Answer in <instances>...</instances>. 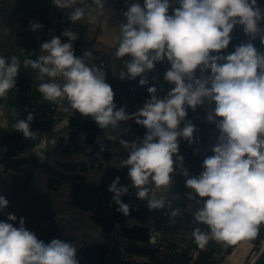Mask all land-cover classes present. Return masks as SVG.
I'll use <instances>...</instances> for the list:
<instances>
[{
    "label": "clouds",
    "instance_id": "1",
    "mask_svg": "<svg viewBox=\"0 0 264 264\" xmlns=\"http://www.w3.org/2000/svg\"><path fill=\"white\" fill-rule=\"evenodd\" d=\"M177 2L179 7L172 15L168 14L169 0H144L143 6L132 3L124 13L126 22L120 24L115 55L118 59L129 56L131 60L125 64L127 71H121L120 79L141 77L166 58L171 67L164 78L175 85L163 99L157 98L156 87H149L151 99L136 113L117 110L104 72L85 62L93 53L86 51L83 58L75 56L71 42L78 37L70 30L62 32L69 42L62 43L58 36L43 42V54L36 59L26 58L24 65L38 70L41 80L45 76L51 79L37 89L45 100L66 98L72 109L91 117L101 129H117L119 122L134 119L148 130L139 145L123 139L120 144L129 149L122 167H127L132 186L138 189L137 198H147L150 209L164 207L165 199L156 198L154 193L150 196L147 186L169 189L173 157L179 150L178 137L192 143L195 127L191 123L177 130L187 115L185 106L195 110L205 98L214 102V112L207 119L213 122L219 118V142L213 148L214 155L204 160L200 176L186 180V187L192 190L188 198L198 197L196 203L202 204L194 220L209 231L196 227L192 235L200 248L206 246L210 237L230 245L253 240L264 224V54L258 53L252 43L237 46L226 57L210 54L228 48L230 33L237 24L255 39L261 33L258 23L264 20V9L257 0ZM74 3L75 0H54L58 8H71ZM94 3L103 9V0ZM84 16V9L77 7L68 19L76 23ZM29 26L32 31L43 28V24L34 21H29ZM261 43L264 44V36ZM19 68L16 57L6 61L0 56V98L14 88ZM198 68L210 69L211 75L194 80ZM57 77L66 82H55ZM147 82L143 78L139 81L141 86ZM33 119L29 113L26 119L16 122L15 128L24 138L36 140L39 134L30 129ZM178 159L183 161V157ZM183 175L188 177L186 169ZM108 191L113 194L117 211L129 215L130 205L122 200L128 187L121 185L118 176ZM7 206V199L0 196V210ZM179 214V209L171 213L173 217ZM16 220L14 214H8L7 221ZM13 223L0 221V264H79L77 249L71 243L53 239L45 244L25 228L24 218H20L18 228Z\"/></svg>",
    "mask_w": 264,
    "mask_h": 264
},
{
    "label": "crops",
    "instance_id": "2",
    "mask_svg": "<svg viewBox=\"0 0 264 264\" xmlns=\"http://www.w3.org/2000/svg\"><path fill=\"white\" fill-rule=\"evenodd\" d=\"M91 1L75 0L71 8H62V13L56 15L58 7L54 4V0H17L11 14L0 26V56L6 61L16 57L20 64L18 73L28 76L31 80L30 91L25 96H22L14 86L6 97L0 98V196H4L8 201L7 208L0 210V221L13 223L7 221V216L14 214L17 217L13 223L14 227L18 228L20 218H24L25 228L45 244L53 239L71 243L77 249L76 258L79 264H100L101 260L109 264L112 258L113 235L124 228L131 229L136 226L148 228L150 223L158 218V213L155 211L149 213L144 223L128 216L106 232L102 225L91 218V212L73 205L71 184L66 177L75 173L82 176L85 183L97 186L107 167L116 169L122 167V161L128 158L129 149L120 144L122 138L116 141L110 139L112 136L110 128H104L93 142L88 143L86 135L81 133L78 149H75V146L69 144L72 132L69 120L75 117L76 111L71 108L66 98L56 101L45 100L37 89L41 83L52 82L51 79L45 76L44 80H41L38 70L24 65L26 58L36 59L43 54L40 48L43 42H48L53 37H60L61 26H64L62 19H68L69 13L75 8H83L85 16L73 23L79 28L77 41L83 47L79 50L73 49L76 53L74 54L83 58L84 52L91 51L92 58H86L85 62L92 68L99 60H108V68L106 66V70H103L104 74L106 73L105 78L110 82L109 85L117 97L125 95L127 90L125 93H117L114 87L125 84L128 88L130 85V78L121 80L120 73L127 71L125 64L130 62L131 57L118 59L115 53L119 47L120 24L126 22L124 13L129 5H118L113 0H103L104 7L100 9ZM29 21L39 22L43 24V28L32 31ZM235 30L236 26L230 33L231 39L235 36ZM210 75V69L202 71L198 68L194 73L197 79H207ZM153 86L157 91L161 89L157 83L149 85V87ZM40 99L45 103L39 104ZM214 104L210 99L205 98L203 104L198 105L195 110L185 106L187 115L179 124L182 126L184 123H194L204 126L207 130L218 131V135L215 132L210 133L215 139L211 149L204 139L192 140V143H189L183 137H178V142L189 143L198 157L204 160L214 155L213 148L220 137L217 128L219 118H215L213 122L207 119V112ZM29 113L34 117L30 129L39 134L36 140L24 138L15 128L16 122L26 119ZM127 142H135L138 145L135 139ZM17 159H24L26 163L19 168L5 167L8 162ZM92 161L94 164L91 165ZM36 162L46 163L53 173L48 174L38 168L35 166ZM49 179L52 180L51 183ZM174 182L175 178L171 177L169 189H157V194L163 196L174 194ZM150 185L152 187V184ZM137 191L136 188V195ZM200 207L202 204L189 202L188 217L181 224L184 225L182 228L186 225L190 228L169 231L165 237L164 248L155 253L152 264L193 263L199 250L203 248L197 245L192 233L196 227L202 231H209L206 225L198 224L194 220L195 213ZM178 225L173 227L174 230ZM190 241L192 245L185 253L184 247L188 246ZM103 245L106 246L103 258H100L96 251L91 257L78 253L84 247L96 248ZM136 245L142 250H148V245L144 241L136 240ZM222 245L224 249L228 246L227 243ZM164 252L169 253L166 255ZM163 255L166 256L162 257ZM215 255L220 257V254H214L213 259ZM115 264L121 262L117 261Z\"/></svg>",
    "mask_w": 264,
    "mask_h": 264
},
{
    "label": "trees",
    "instance_id": "3",
    "mask_svg": "<svg viewBox=\"0 0 264 264\" xmlns=\"http://www.w3.org/2000/svg\"><path fill=\"white\" fill-rule=\"evenodd\" d=\"M118 5H131L132 3H139L141 6L144 4V0H113ZM91 2L94 3V0ZM177 6H179L177 0L175 2ZM257 4L261 9H264V0H257ZM261 23H264V20L258 23V27ZM248 36L245 34L244 28L242 25L237 24L235 30V36L230 40L229 46L227 49L222 50L220 53H211L213 56H222L226 57L227 55L234 52L237 46L241 44L238 43L239 37ZM261 36H264V31H261L259 35L256 36V39L261 40ZM75 53V52H74ZM76 54V53H75ZM224 61L221 60L220 63ZM165 63L170 68L171 65L165 58L161 62H156V64ZM108 68V60L105 59V68ZM105 72V71H104ZM106 74V73H105ZM15 87L18 88L20 94L25 96L27 92L30 91L31 80L28 76L18 73L16 77ZM25 99V98H24ZM114 104L116 105L117 110L122 108L121 96L114 98ZM72 132L69 137V144L75 146V149H78L77 145L79 142V136L81 133L86 135V142H93L95 137L102 133L103 129H101L95 121L91 117H86L76 112L75 117H72L69 120ZM69 153L67 150H65ZM26 161L24 159H17L8 162L5 167L11 168H19L22 164H25ZM94 164V161L91 162V165ZM35 166L38 168L45 170L48 174H52L53 170H51L46 163L36 162ZM204 170L196 171L192 175H188V177L181 176L175 178L174 182V195L179 197L183 203L190 202L196 203V199L198 197L189 199L188 194L192 191L186 187V180L192 177H199L200 174ZM128 169L127 167H121L120 169L107 167L104 170V174L102 180L99 185H90L85 183V180L82 176L78 174H73L71 176H67L66 179L71 184V198L74 206L81 208L85 211H89L92 213L91 218L102 225L103 230L109 232L116 223L123 222L124 219L122 214L116 211L118 207L112 199L113 194L108 191L109 185L112 181L118 176L120 178V183L122 186L128 187V192L122 196V200L127 203H132V208L130 209V214L128 216L135 217L139 222H145L149 216L148 209V199L145 198L143 200L138 199L135 194L136 188L132 186V182L128 177ZM52 180L49 179L51 183ZM147 187L151 189V185L149 184ZM150 195V194H149ZM195 196V194L193 193ZM125 236L131 241V245L133 250L136 252H144L141 248L137 247L136 240L144 241L148 243V228L146 227H133L131 229L124 228ZM264 237V225L260 226V230L258 236L254 239V243L260 244ZM223 243L211 239L203 249H200L196 259L192 264H213L214 254H220L219 260L224 258L223 255L230 254L232 248L235 246L228 244V246L224 249ZM96 251L100 258H103L106 252V246H99L96 248L84 247L78 253L81 255H87L91 257L92 253ZM100 264H108L105 261L101 260ZM127 264V263H121ZM184 264H187L184 263Z\"/></svg>",
    "mask_w": 264,
    "mask_h": 264
},
{
    "label": "built area",
    "instance_id": "4",
    "mask_svg": "<svg viewBox=\"0 0 264 264\" xmlns=\"http://www.w3.org/2000/svg\"><path fill=\"white\" fill-rule=\"evenodd\" d=\"M3 1H0V6ZM170 2V8L168 11L169 15L173 14L174 9L178 8L175 4L176 0H169ZM67 14V12H65ZM64 14V16H65ZM62 24L64 23V26H61L60 31V38L62 43L69 42L67 37H64L62 35V32L65 30H70L77 34V37L79 38V28L75 26L71 21L68 19H62ZM259 28L261 31H264V23H261L259 25ZM78 38L75 41H72L73 49H81L83 46L77 41ZM238 43L247 44L252 43L254 47L256 48L258 53L264 54V44L261 43V40L258 39H252L249 36L245 37H239ZM94 68L101 69L102 71L105 68V61L102 59L97 62V65ZM170 68L167 66V64H156L154 66L153 70L147 71L143 74L141 77H137L135 79L129 80V86L127 88V93L123 96H121V102L122 107L124 106L126 109V114H133L138 112L140 109L143 108L145 102L149 99H151L150 94L148 93L147 89L149 88V85L153 84H159L161 86V89L157 91L156 96L157 98L163 99L167 97L168 93L175 87L174 84H171L165 80V73ZM146 79L148 82L147 84L141 86L139 81L140 79ZM193 79H197L193 77ZM55 82L63 84L66 81L63 79V77H57L55 79ZM105 82L109 84L108 80L105 78ZM191 82V81H186ZM117 97V94L114 93V98ZM39 104L45 103L44 100H39ZM215 109V104L211 107V109L207 112L209 115L210 113H213ZM188 123H184L182 126L178 125L177 130H182L184 126ZM195 127V131L193 133L192 140H199L204 139L206 140L207 146L211 149L213 145L215 144V139L212 137L210 132L201 125H197L194 123H191ZM108 128L113 129L111 126ZM147 129L143 126L137 125L135 123V120H128L126 121V126L124 130H115L112 133V136H110V139L112 141H116L119 139H124L126 141H130L131 139H135V141L138 143V145L142 142L145 135L147 134ZM115 137V139H113ZM179 143V150L178 153L173 157L174 163V171L171 174V177L178 178L183 175V171L186 169L188 171L189 175H192L196 171L203 170V162L204 159L198 157V155L192 150V147L189 143L186 142H178ZM178 157H183V161H179ZM155 194L156 198H164L165 204L163 208L160 209H149V212H157L158 218L153 220L149 227H148V250L144 252H136L133 250V247L131 245V241L125 236L124 229H121L117 233L113 235L112 238V258L111 262L109 264H115L117 261H120L121 263H127V264H152L153 257L157 251H161L165 246V237L168 234L169 230L176 225L185 222L187 219V212L188 208L187 205H189V202L183 203L181 199L174 194H170L167 196L158 195L157 189L155 185L152 184L150 196L152 194ZM130 205V209L132 208V203L127 202ZM118 208V207H117ZM116 208V211H117ZM179 209L180 214L173 217L171 215L172 211ZM118 212V211H117ZM120 213V212H119ZM122 214V213H121ZM123 219L125 220L128 215H123ZM150 240L154 242H150ZM151 249V250H150Z\"/></svg>",
    "mask_w": 264,
    "mask_h": 264
},
{
    "label": "rangeland",
    "instance_id": "5",
    "mask_svg": "<svg viewBox=\"0 0 264 264\" xmlns=\"http://www.w3.org/2000/svg\"><path fill=\"white\" fill-rule=\"evenodd\" d=\"M59 13H62V8H57L56 15H59ZM109 84H110V82H109ZM114 88H116L117 93H125L127 90V86L125 84H118ZM193 120H195V119H193ZM194 122H196V120ZM208 131L211 134H214V132H215V134L218 135V131L213 132L212 130H209V129H208ZM202 168H203V166H202ZM183 226L184 225L180 223L176 227V230H174L175 228H171L169 231H177L180 228L181 229H184V228L189 229L190 228L188 225H186L184 228H182ZM193 241L194 240H192V242ZM192 242L190 241L189 244H187L188 246L184 247L185 253H186V250L188 249V247H190L192 245ZM238 243H242V246H240L241 248L237 247ZM263 243H264V237H263L262 241L260 242V244H257V245L254 243V239L253 240L244 239V240L238 241L237 245L234 247V249H232L231 253L226 255L224 258H222V260H219V255H215L213 264H250L252 262L253 258L259 253ZM165 253L167 255V253H169V252H164V254ZM166 255H163L162 257H164ZM228 256H230V257H228Z\"/></svg>",
    "mask_w": 264,
    "mask_h": 264
},
{
    "label": "water",
    "instance_id": "6",
    "mask_svg": "<svg viewBox=\"0 0 264 264\" xmlns=\"http://www.w3.org/2000/svg\"><path fill=\"white\" fill-rule=\"evenodd\" d=\"M0 1H3L0 6V26H1V24H3V22L11 14L17 0H0ZM122 108L125 109L124 106ZM125 126H126V121L119 122L118 127L115 130H124ZM115 130L109 129L111 133H113ZM253 264H264V245L261 247Z\"/></svg>",
    "mask_w": 264,
    "mask_h": 264
},
{
    "label": "bare ground",
    "instance_id": "7",
    "mask_svg": "<svg viewBox=\"0 0 264 264\" xmlns=\"http://www.w3.org/2000/svg\"><path fill=\"white\" fill-rule=\"evenodd\" d=\"M243 242V241H242ZM244 243V242H243ZM263 245H264V243H263ZM262 245V246H263ZM240 246H242V243H238V245H237V247H239V248H241ZM234 249V248H233ZM237 250V249H236ZM235 250V251H236ZM258 255V254H257ZM257 255L253 258V260H252V262L250 263V264H253L254 263V261H255V259H256V257H257ZM238 256V255H237ZM228 257H230V256H228Z\"/></svg>",
    "mask_w": 264,
    "mask_h": 264
}]
</instances>
